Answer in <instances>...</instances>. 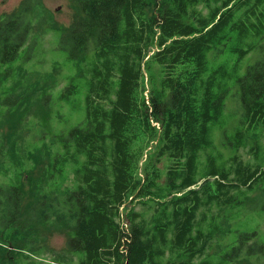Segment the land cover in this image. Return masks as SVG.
<instances>
[{
	"label": "trees",
	"instance_id": "1",
	"mask_svg": "<svg viewBox=\"0 0 264 264\" xmlns=\"http://www.w3.org/2000/svg\"><path fill=\"white\" fill-rule=\"evenodd\" d=\"M37 1H22L0 21V63L30 56ZM73 2L78 11L58 46L70 59L84 57L88 87L84 118L58 136L51 177L63 178L70 164L75 187L40 194L26 206L18 178L0 184V264L42 263L46 250L34 239L35 227L52 219L68 235V251L82 254L79 264H222L257 252L253 229L240 232L219 262L204 258L223 212L264 182V165L239 153L250 132L264 127V0ZM220 48L236 60L212 66L209 53ZM255 50L260 57L240 73ZM148 81L158 86L147 96ZM233 85L243 109L237 153L229 164L210 154L200 169V152L212 145V126ZM79 92L73 79L59 98L76 107ZM259 147L251 146L256 158ZM19 239L24 246L16 249Z\"/></svg>",
	"mask_w": 264,
	"mask_h": 264
},
{
	"label": "rangeland",
	"instance_id": "2",
	"mask_svg": "<svg viewBox=\"0 0 264 264\" xmlns=\"http://www.w3.org/2000/svg\"><path fill=\"white\" fill-rule=\"evenodd\" d=\"M22 1L24 0H0V21L6 14L19 7ZM77 11L73 0L37 1L29 16L33 43L30 56L12 66L0 63V184L18 178L26 190V206L34 202L40 194H63L75 187L72 165H67L63 178L58 174L54 178L51 177V165L54 156L61 151L59 134L84 118L89 65L84 57L78 60L70 59L67 52L58 46L61 30L71 24ZM259 57L258 50L247 55L242 60L240 73H244L246 66L254 63ZM209 59L212 66L225 60H229L231 64L236 60V55L220 48L210 52ZM153 65L152 70L159 78L160 67ZM146 76L148 79L149 75ZM73 79L80 85V92L74 96L77 108L59 98L61 91ZM157 86L148 81L145 83V94L148 96L150 89ZM16 99L18 101H15ZM242 112L238 90L233 85L220 122L212 126V145L200 152V169L206 167L210 154L221 156L219 163L229 164V158L237 153L234 141L242 124ZM256 141L260 144L257 149L258 158L250 151ZM153 150L154 148L150 151ZM239 153L248 161L256 162L258 159L264 165V127L250 132L246 145L240 148ZM168 164L167 158H163L159 163L163 176ZM263 206L264 182L245 194L244 204L223 212L219 219L220 235L204 258L219 262L233 245L238 244L235 241L240 232L256 229L253 242L259 246L257 252H244L238 257H228L222 264H264ZM62 228L55 219L35 227L34 239L38 246L43 244L42 248L46 250L42 254L43 262L40 264H79L82 254L76 255L68 251V235L61 232ZM231 243L234 244L228 246ZM221 244L223 248H220ZM22 246L24 241L19 239L15 247L18 249ZM31 256L32 260L36 259V255Z\"/></svg>",
	"mask_w": 264,
	"mask_h": 264
}]
</instances>
